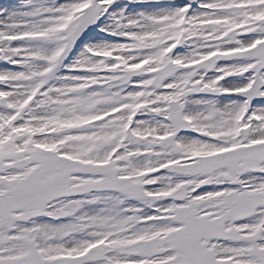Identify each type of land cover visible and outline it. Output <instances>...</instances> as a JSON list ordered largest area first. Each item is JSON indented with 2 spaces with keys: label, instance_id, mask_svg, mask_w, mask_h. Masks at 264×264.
Returning <instances> with one entry per match:
<instances>
[{
  "label": "snow or ice",
  "instance_id": "snow-or-ice-1",
  "mask_svg": "<svg viewBox=\"0 0 264 264\" xmlns=\"http://www.w3.org/2000/svg\"><path fill=\"white\" fill-rule=\"evenodd\" d=\"M0 264H264V0L0 2Z\"/></svg>",
  "mask_w": 264,
  "mask_h": 264
},
{
  "label": "rangeland",
  "instance_id": "rangeland-1",
  "mask_svg": "<svg viewBox=\"0 0 264 264\" xmlns=\"http://www.w3.org/2000/svg\"><path fill=\"white\" fill-rule=\"evenodd\" d=\"M0 2H3V0H0Z\"/></svg>",
  "mask_w": 264,
  "mask_h": 264
}]
</instances>
